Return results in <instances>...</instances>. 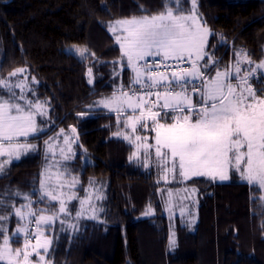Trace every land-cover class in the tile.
<instances>
[{
    "label": "trees",
    "instance_id": "1",
    "mask_svg": "<svg viewBox=\"0 0 264 264\" xmlns=\"http://www.w3.org/2000/svg\"><path fill=\"white\" fill-rule=\"evenodd\" d=\"M166 2L170 0H0V78L19 68L35 78L36 97L49 108L53 129L47 133L63 125L79 135L66 170L77 175L82 188L92 179L101 180L104 188L97 220L84 221L75 233L49 227L50 264H264L261 190L244 182L192 178L189 184L199 194L196 220L188 228L175 217L171 245L172 230L159 193L163 185L155 170L130 160L132 146L116 135L123 119L118 124L116 113L90 108L95 99L111 93L117 82L110 79L111 70L122 60L108 23L158 14ZM179 6L187 13L191 0H180ZM197 11L210 29L207 51L218 66L238 50L253 62L264 57V0H197ZM72 46L87 49L85 58L69 52ZM131 78V69L123 64L121 84ZM253 84L264 86V77L259 75ZM41 166V154L34 151L4 169L0 215L28 202L9 195L17 191L29 194L37 210H57L55 203L40 200ZM17 222L13 214L0 221L5 228ZM14 241L13 247L21 244Z\"/></svg>",
    "mask_w": 264,
    "mask_h": 264
},
{
    "label": "snow or ice",
    "instance_id": "2",
    "mask_svg": "<svg viewBox=\"0 0 264 264\" xmlns=\"http://www.w3.org/2000/svg\"><path fill=\"white\" fill-rule=\"evenodd\" d=\"M191 3L192 9L186 14L179 6L180 0H170L158 14L118 20L109 25L119 44L122 61L126 58L133 76L127 90L121 85L111 97L101 98L96 104L116 112L118 124L121 116L131 110L132 115L127 116L125 127H130L133 134L138 127L150 128L155 132L154 144L148 143L147 138L135 136L137 148L130 160L139 159L143 148L144 166L147 168L150 166L148 157L154 150L165 181L169 171L173 172L174 178L178 174L183 180L207 177L213 181H226L230 178L229 170L235 169L242 180L254 185L257 190H264V96L258 95L251 85L257 69H264V61L250 70H243L244 74L240 75V64L252 63L248 54L241 51L235 54L234 72L232 66L220 70L218 61L207 51L210 29L200 18L197 0H191ZM86 52L87 49H75V54L82 59ZM185 62L190 67L179 68ZM213 68L217 69L214 76L210 75ZM24 71L17 69L10 76ZM88 75L89 83H92L91 68ZM231 78H235V84ZM197 80L200 81L199 86ZM32 81L36 82L35 78ZM0 87L9 93L7 98L0 96V157L7 158L0 160L2 174L6 164L35 149L36 146L28 143L27 138L42 131L35 116H45L47 112L44 106L46 102L30 101L23 95L17 97L13 91L20 88L23 92L27 88V78L15 84L0 78ZM196 95L200 97L199 102L194 100ZM18 99L24 103L17 102ZM171 113L177 115L172 117V122H166ZM72 131L75 132V128ZM57 135L63 136L65 144L69 145L67 154L63 148L60 149L63 159H71L74 153L70 144L75 141L70 140L63 129ZM123 138L132 142L129 135ZM45 144L55 155L56 145L52 143V138ZM52 167L49 164L41 172L39 197L41 201L58 202V212L45 214L49 208H33L29 194L19 191L10 193L22 196L28 203L21 207L13 205L20 223L15 232L9 234V230L0 223L2 264H34V256L39 257L35 264H49L46 254L51 249L52 238L46 237L45 228L51 227L56 220H60L61 225L65 223L70 209L68 201L63 199L66 194L63 189H75L79 182L76 177H72L70 182L64 181L65 172L57 168L56 182L53 183ZM76 199L79 197L75 194L68 197L69 201ZM3 203L0 199V204ZM80 203L83 208L86 201L81 200ZM50 208H55V204H51ZM12 214L10 212L8 216ZM81 214L78 211L76 216ZM145 214H150V209ZM8 216L0 215V221L7 220ZM33 222L35 228L30 230ZM70 226L75 228V225ZM21 234L23 246L13 248V238ZM169 239L170 244L174 245L173 236Z\"/></svg>",
    "mask_w": 264,
    "mask_h": 264
},
{
    "label": "rangeland",
    "instance_id": "3",
    "mask_svg": "<svg viewBox=\"0 0 264 264\" xmlns=\"http://www.w3.org/2000/svg\"><path fill=\"white\" fill-rule=\"evenodd\" d=\"M191 9H192V3H191L190 11H191ZM189 12H187V13H189ZM131 18H133V17H131ZM136 18H140V17H136ZM127 19H130V18H127ZM118 20H124V19H118ZM118 20H113V21H110L108 23V32L114 37L115 42H116L115 35L109 30V25L114 23L115 21H118ZM208 38H209V36H208ZM116 44L119 46V44L117 42H116ZM77 48H78V46H72L68 51L69 52H75V49H77ZM241 51H243V50H238L235 53H232V56H230V58L232 57V59H230L229 62L224 64L225 66L219 65L218 68L220 70H224L226 67L232 66V71L234 72L235 62H236V55L235 54L237 52H241ZM243 52H245V51H243ZM261 61H264V57L258 62L251 61L252 63H250V64L246 63V62L241 63L240 67H241L242 71H241L240 75L244 74L243 70H245V69L250 70L251 68L255 67L256 64L260 63ZM201 63H203V62H201ZM123 64L127 65L126 58H124L123 61L120 60V62L116 65V68L115 69L112 68V70H111V78L110 79H112L114 81L117 80V82L112 83L111 93L107 96H103V97L95 99L92 102V104L90 105L91 109L108 110L107 108L99 106L98 104H96V102L98 100H100L101 98L111 97L113 92L117 91L120 88V86L122 85L120 82V73H121ZM185 67H190V66H183L182 68H185ZM19 69H24V68H19ZM16 70L17 69H15L14 71H16ZM216 70H217L216 68H213L210 75L214 76ZM14 71H12V72H14ZM131 72H132V70H131ZM259 75H262L264 77V69H257V73L254 74L252 77L251 85L256 90L259 88H264V86H261V85L255 86L253 84V81L255 79H258ZM132 76H133V72H132ZM25 78H27V88L23 92L21 91L20 88H14L13 91L16 93V96L20 97L21 95H23L24 97L27 98V100H30V101L45 102L43 100L37 99L36 93L34 91L35 82H33L32 79H30L28 77V75L26 74V70L23 73H18L17 76H10V74H9L5 77V79H8L9 82L12 84H15V83H18L19 81L25 80ZM87 78L89 81L90 77L88 75V71H87ZM93 78L94 77H93V73H92V76H91L92 82H93ZM231 79H232V83L235 84L236 83L235 78H231ZM130 81L131 80H129L126 83L127 85L126 84L124 85L126 90L128 88V85H129L128 83ZM196 84H197V86H199L200 81L197 82ZM189 94L191 95V86H189ZM8 95H9L8 90L3 88V87H0V96L7 98ZM258 95L264 96V92H263V94H258ZM196 97H199V95H196L194 97V99H196ZM152 99H154V98H152ZM17 102H19L21 104L24 103L23 100H19V99L17 100ZM44 106H45V110L47 112V115H45V116L36 115L35 116L36 123H37L38 127L42 129V131L37 133V134H33L27 138L28 143H31L32 145L36 146L35 149L33 151H30V152H34V151L40 152L41 157H42L41 172L44 171L45 168L49 164L53 165V167L51 169V171L53 173V183L56 182L55 173L57 171V168H59L61 171L65 172V177L62 178L64 181L70 182L72 177H76L78 179L77 175L68 172L65 168L66 163L72 160L73 155H72L71 159H68V160L63 159V155L61 154L60 149L63 148L65 150V154H67V149H68L69 145L65 144L63 136L57 135L58 133L61 132V129H63L64 132L69 137V139L74 140L73 133L70 130V128H65L63 125H60L58 127H54L53 131L47 133L52 128V126H51L52 122H51L49 115H48L49 108L46 105V103ZM136 114L138 115L139 113L137 112ZM172 114L173 115L171 117L177 115V113H172ZM129 115H132L131 110H127L125 112V114L123 116H121L120 120L123 119L122 125L124 127L119 132V133H121V135H117V137L125 140L127 143H129V145L132 146V148H133L132 153L134 151H136V148H137V143L135 142V136H137V135H139L142 139L147 138L148 143L154 144L155 132L151 131L150 128L138 127L137 131L133 134L132 129L130 127H128V128L125 127V124L127 122V116H129ZM148 123H149V125H151V121H149ZM43 133H47V135L43 139L37 140L38 138H36V137L39 135H42ZM124 135L131 136L132 142L124 139L123 138ZM50 138H52V143L56 145V147L54 149L55 155H53L52 151L48 150L49 146L45 144V141H48ZM21 139L23 140L24 138H21ZM70 147H71L72 153H74L75 152L74 143H71ZM27 153H29V152H27ZM26 154H22L19 159H21V157H23ZM5 159H7V158L6 157H0V160H5ZM19 159H13L11 161V163L18 161ZM138 160H140L143 164H145V157H144L143 148H141V154H140V158ZM148 161H149V165H150L149 167H151L155 170L158 181L163 185V188L159 191V193L162 196L163 203H164V212H165V215L169 219V224H170V227L172 230L170 232V235L173 236V238H174L173 234H174V225L175 224H174L173 219L175 217L178 216L182 220L181 223L188 228H192L193 224L195 223L196 214H197V203H198V197H199L198 189L195 186L189 184V180H183V178L180 177L178 174H175V178H174V174L172 171L168 172V179H167V181H165L163 179L162 169L160 167H158L157 158L155 156L154 150H152L150 157H148ZM57 162H59V164H57ZM9 164H6L5 168ZM168 167H169V169H171L170 163H169ZM41 172H40V179H41ZM229 177L230 178L226 181H220L219 179L213 181L207 177H199V178H204L206 180H210L212 182H219V183L228 182V181H238V182L247 183L246 181L241 179L240 173L235 171V169L229 170ZM195 178H197V177H195ZM40 179H39V184H38V188H37L38 193H39V189H40ZM78 181L79 182L76 184L75 189H71V190H69L67 188L63 189V191L66 193L65 196L63 197V199L68 201V208L70 209V216L65 218V223L63 225H61L60 220H56L51 225V227L57 226V228L61 231L62 230L63 231H70L71 233H75V232L80 230V228L83 226L84 221H86V220H97L98 219V215H99L98 204L102 198L97 199L96 197L97 196L103 197L104 188H103L102 181L98 180V179H92V180H90V184H88V186L83 187V188L81 186V182L79 179H78ZM72 194H75L76 196H78L79 199L69 201L68 197ZM261 194H262V197H264V190H261ZM81 200L86 201V203L83 205V208H82L81 203H80ZM27 203L28 202H26L25 204H21V205H26ZM53 203H55L57 205L56 211L58 212V210H59L58 202H53ZM21 205H18L16 207H21ZM32 207L35 209L37 208V207L33 206V202H32ZM78 211H80L82 213L79 217L76 216V213ZM12 213H13V216L18 220V217H16L14 214V209H13ZM37 214L39 215L40 213L38 212ZM45 214H47V213H45ZM48 215H50V213H48ZM23 223L27 224L28 221H24ZM70 225H75V228L71 227ZM18 226H20L19 221L16 224L11 225L9 228H7L9 230V234H11L12 232H15V230L17 229ZM34 228H35V224L33 222L30 226V230H34ZM48 232H49V227L46 226L45 235H46V237L51 238V235H47ZM15 238L20 239L21 244L19 246H16V247L12 246V247L13 248L22 247L23 243H24L23 234L19 235L18 237H14L13 239H15ZM34 242L35 241L33 240V243ZM40 251L43 252V250H40ZM41 254H43V253H41ZM32 259H33V262L35 264V261L38 260L39 257L34 256Z\"/></svg>",
    "mask_w": 264,
    "mask_h": 264
},
{
    "label": "water",
    "instance_id": "4",
    "mask_svg": "<svg viewBox=\"0 0 264 264\" xmlns=\"http://www.w3.org/2000/svg\"><path fill=\"white\" fill-rule=\"evenodd\" d=\"M73 129V127H71V130ZM73 132V131H72ZM73 135H74V143L76 144V145H78L79 144V135H78V133H77V131L75 130V132H73Z\"/></svg>",
    "mask_w": 264,
    "mask_h": 264
},
{
    "label": "built area",
    "instance_id": "5",
    "mask_svg": "<svg viewBox=\"0 0 264 264\" xmlns=\"http://www.w3.org/2000/svg\"><path fill=\"white\" fill-rule=\"evenodd\" d=\"M148 59H151V58H148ZM140 63H143L142 61ZM183 66H190L189 64H187V62L185 63H182L179 65V68H182ZM199 82V80L196 81V83ZM190 86V85H189ZM152 98H155V97H152Z\"/></svg>",
    "mask_w": 264,
    "mask_h": 264
},
{
    "label": "crops",
    "instance_id": "6",
    "mask_svg": "<svg viewBox=\"0 0 264 264\" xmlns=\"http://www.w3.org/2000/svg\"><path fill=\"white\" fill-rule=\"evenodd\" d=\"M192 94V93H191ZM104 110V109H103ZM108 111V110H107ZM109 112H112V113H116V112H113V111H109Z\"/></svg>",
    "mask_w": 264,
    "mask_h": 264
}]
</instances>
